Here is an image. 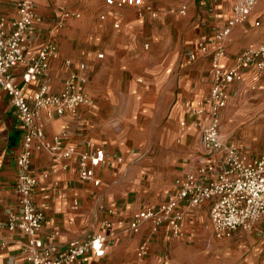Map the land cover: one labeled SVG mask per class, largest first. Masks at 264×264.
<instances>
[{"label":"crops","instance_id":"0c3cea01","mask_svg":"<svg viewBox=\"0 0 264 264\" xmlns=\"http://www.w3.org/2000/svg\"><path fill=\"white\" fill-rule=\"evenodd\" d=\"M145 1L151 2L156 16H151L147 11L138 15L137 7L134 6L120 8L107 6L104 0H34V10L40 15L41 20L35 23V34L26 52L34 53L46 41L52 39L56 41L57 51L50 59L48 89L59 91L63 87L68 71L71 68L76 69L79 62H84L86 67L80 72L87 78L86 92L94 99L91 105L81 106L75 116L68 113L47 116L42 111L40 119L44 120L46 137L52 139L55 133L65 127L66 136L63 138L65 145H75L79 149H84L86 148L84 138H88L92 146L103 147L107 154V161L95 167L100 183L94 185L78 177L76 154L56 159L46 150H34L31 171L38 176L34 199L45 214L40 234L45 237L50 232L58 231V235L50 239V242L57 246L62 247L72 239H84L89 234L105 231L102 224L105 218L115 220L124 217L125 213L129 212L130 215L167 198L143 204L138 208H135V204L129 205L123 198L132 184L138 186L135 183L138 180L122 175V168L125 166H129L128 173L132 176L142 175L149 171L150 163L153 164L157 160L153 151L142 159L140 157L146 150L139 148L129 152V139L136 142L144 140L147 135V130L143 126L145 119L154 117L156 119L159 117L157 114L162 116L166 107L170 108V120L179 118V123L184 121V124L177 131L168 129L166 134L160 133L157 139L181 138L184 145L187 139L192 137L191 134L200 128L199 148L195 153L186 155L183 162L179 163L180 166L176 169L173 181L165 191L166 194L175 193L177 188L175 181L178 177L195 172L200 163L215 160L220 154V151L211 153L202 145L201 134L207 122L206 114L197 115L187 111L184 100L202 98L209 92L211 55L201 53L197 49V43L201 39L212 37V25L216 28L226 22L234 0H200L198 4L195 0L193 2L187 0L188 8L186 11L185 7V15L182 17L183 27L174 28L172 34L166 27L161 28L159 22L155 20L160 18L161 12L157 0ZM64 9L79 11L81 15L68 17L63 27L53 28L54 21ZM101 12H105L104 18L99 17ZM0 14L5 17L6 26L9 27L10 21L16 15V0H0ZM115 21L118 22V26H114ZM256 21H259V24H255ZM263 39L264 0H257L248 18L233 26L230 31L222 64H230L234 55ZM152 40L158 45L169 43L172 50L159 51L158 48L155 51L143 50L142 44L148 47L149 41ZM184 42L188 49L197 52V57L191 62L186 61L184 52L179 53L177 50ZM212 47L213 44L209 43L208 48ZM99 53H102V56H98ZM67 58L72 61L70 67L65 64ZM179 66L184 67L183 70L179 69ZM22 72V65L13 69L15 80L23 85ZM255 72L250 68L240 80L230 83L229 95L234 87L241 84L264 85V70L259 74L260 76L263 73L261 79L259 76L255 77ZM134 76H138L137 79ZM37 84L38 81H32L26 89L33 90ZM121 84L123 86H120ZM147 91L156 94L146 95ZM221 112L223 114L225 110L220 109L219 116ZM122 122L128 124L130 122L132 125L127 130H122ZM194 122L197 124L194 125ZM22 136L20 118L8 95L1 91L0 236L6 238L9 243L5 247H0V264H28L21 252V243L25 238L16 232L8 233L1 227L7 214L19 209V194L15 189V156ZM220 137L234 144L246 156L264 153V150L256 153L226 140L221 130ZM113 151L120 153L118 157H121L122 164L117 165L118 161L113 160ZM42 171H47V175L43 176ZM212 175L209 173L205 177ZM110 179H115L111 185L108 183ZM74 200H77V207L72 206ZM203 204L208 205L209 211L207 201L185 213L181 221L184 233L182 237L196 236L195 221L198 218L196 210ZM108 207L113 208L114 212H107ZM260 224H264V218L256 221L252 229ZM166 232L164 228L157 233L155 243L159 244L162 238H166ZM238 232L243 231L238 230L233 236ZM149 234L147 222L138 233L120 234L116 239L108 240L104 244V255L92 256L89 264H107L108 260L122 263L124 261L125 264L133 253V258L136 257L138 245ZM121 237L123 241L119 245H112Z\"/></svg>","mask_w":264,"mask_h":264},{"label":"built area","instance_id":"2783aa9c","mask_svg":"<svg viewBox=\"0 0 264 264\" xmlns=\"http://www.w3.org/2000/svg\"><path fill=\"white\" fill-rule=\"evenodd\" d=\"M107 6L137 7L136 13L145 11L156 16L151 2L145 0H104ZM257 0H234L232 11L226 22L213 29L212 37L201 39L197 49L211 55V85L209 92L202 98L184 100L187 111L197 115L206 114L207 122L202 128V145L211 153L220 151L215 160L200 163L195 172L185 173L175 181L176 191L156 205L137 210L127 217L115 220L105 218L102 221L105 231L92 233L84 239H72L65 246L50 242L58 231L43 237L40 232L45 214L35 202V188L38 176L31 171V160L36 149L49 152L60 159L72 154L77 155V174L84 181L94 185L100 183L95 167L107 161L103 147H94L88 138H84L86 148L65 145L63 138L66 128L46 137L42 111L47 116L68 113L77 115L81 106H89L94 99L86 92V76L80 70L86 67L79 62L76 69L71 68L59 91L48 89L50 59L57 51L54 39L46 41L34 53L27 54L29 42L35 34V23L41 20L34 10V0H16V15L6 26V19L0 14V92L4 91L17 112L23 131L22 140L16 153L15 189L19 194V209L10 211L1 227L8 233H19L25 239L21 243V252L28 264H89L92 256L102 257L104 244L116 239L120 234L138 233L144 223H149L150 234L137 247L136 257L142 259L150 252L152 236L164 228L173 237H182L181 221L192 207L209 202V218L212 234L216 239H229L238 230L249 231L256 221L264 218V153L246 156L234 144L220 137V109L226 105L230 83L240 80L243 74L253 68L255 77L264 70V39L248 46L234 55L228 65L222 64L225 46L233 26L245 21L253 10ZM185 12V6L180 9ZM79 11L61 10L53 23V28H61L68 17H80ZM105 12L99 14L100 18ZM255 24H259L256 21ZM114 22V26H118ZM211 26V25H210ZM212 27V26H211ZM209 43L213 44L211 49ZM147 46V44H146ZM98 56H102L99 53ZM197 57L194 49H189L186 61ZM70 67L72 61L65 59ZM22 65L23 85L14 77L15 66ZM37 87L27 90L32 82ZM184 124V121H181ZM197 124V122H195ZM121 160V157H117ZM54 170V169H52ZM47 171H42L43 176ZM212 173V176L205 177ZM77 207V200L72 203ZM107 212H114L107 208ZM9 241L0 236V247Z\"/></svg>","mask_w":264,"mask_h":264},{"label":"rangeland","instance_id":"374dc122","mask_svg":"<svg viewBox=\"0 0 264 264\" xmlns=\"http://www.w3.org/2000/svg\"><path fill=\"white\" fill-rule=\"evenodd\" d=\"M195 1L198 4L200 0ZM157 3L161 12L159 13L160 18L155 20L159 22L160 27H166L170 34L173 33L174 28L181 29L184 21L182 17L185 13H182L180 9L185 5L187 11V0H157ZM206 26L208 28L209 24ZM213 27L212 25L211 29ZM156 48L159 51L172 50L169 48V43L158 45L152 40L149 41L148 47H145L144 43L142 44V49L145 51H155ZM177 50L179 53L184 52L186 56L189 49L184 42L181 47H177ZM178 68L183 70L184 67L179 66ZM262 75L263 73L259 79L262 78ZM137 77L134 76L135 79ZM150 87H152L151 84ZM145 93L152 96L156 94L153 91ZM228 96L226 105L221 108V111L225 110V112L220 113V130L224 138L253 152L263 151L264 85L241 84L239 87H234ZM169 110L170 108L166 107L162 116L157 114L159 117L156 119L155 117L145 119L143 126L147 130V135L144 140L136 142L129 139V152L142 148L146 150V153L140 159L145 158L151 151L156 154L157 159L153 164L150 163L148 172L139 176H132L128 173L129 166L122 168L123 177L127 175L138 180L135 181L138 186L132 184L123 198L129 205L135 204V208L168 197L169 193L166 194L165 191L171 185L175 171L180 166L179 163L183 162L186 155L195 153L200 146V128L191 134L192 137L188 138L184 145L181 138L170 140L167 137L156 138L160 133L166 134L168 129L177 131L183 125L181 122L179 123V118L170 120ZM121 125L122 130H127L132 123L122 122ZM127 135L131 134L127 133ZM123 151L124 149H122ZM118 156L120 153L113 151L112 158L118 161L117 165H120L122 162L117 160ZM111 182H115V179H110L108 183L111 185ZM196 212L198 215L195 221L196 236L173 237L166 232V238H162V241L157 244L155 243L157 234L153 235L148 255L145 258L137 259V257L133 258V253V256H129L125 264H264V224L257 225L256 228L249 231L238 232L232 238L219 240L213 236L211 231L208 205H201ZM125 214L124 217H127L129 212ZM122 241L123 237L113 242L112 245H119ZM107 262H109L107 264H124V261L122 263L117 260H108Z\"/></svg>","mask_w":264,"mask_h":264}]
</instances>
